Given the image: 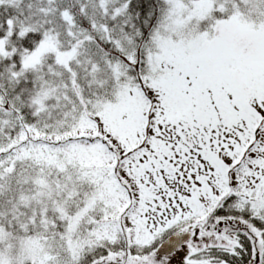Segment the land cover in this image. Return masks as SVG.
Listing matches in <instances>:
<instances>
[{
  "label": "snow or ice",
  "instance_id": "1",
  "mask_svg": "<svg viewBox=\"0 0 264 264\" xmlns=\"http://www.w3.org/2000/svg\"><path fill=\"white\" fill-rule=\"evenodd\" d=\"M0 264H264V0H0Z\"/></svg>",
  "mask_w": 264,
  "mask_h": 264
}]
</instances>
